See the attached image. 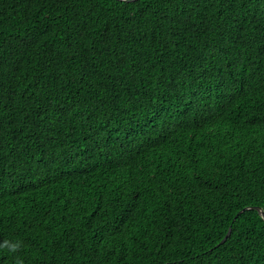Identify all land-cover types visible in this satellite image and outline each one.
Listing matches in <instances>:
<instances>
[{
  "label": "trees",
  "instance_id": "trees-1",
  "mask_svg": "<svg viewBox=\"0 0 264 264\" xmlns=\"http://www.w3.org/2000/svg\"><path fill=\"white\" fill-rule=\"evenodd\" d=\"M245 208L264 0H0V264H264Z\"/></svg>",
  "mask_w": 264,
  "mask_h": 264
},
{
  "label": "water",
  "instance_id": "water-1",
  "mask_svg": "<svg viewBox=\"0 0 264 264\" xmlns=\"http://www.w3.org/2000/svg\"><path fill=\"white\" fill-rule=\"evenodd\" d=\"M249 209L256 210L261 215V217L264 219V213L259 208H245L241 212H243L245 210H249ZM229 235H230V229H229L228 233L226 234L225 238L220 242V244H223L226 241V239L229 237Z\"/></svg>",
  "mask_w": 264,
  "mask_h": 264
}]
</instances>
